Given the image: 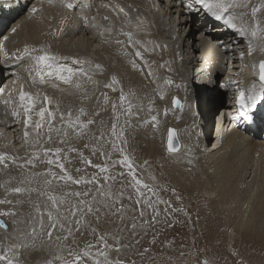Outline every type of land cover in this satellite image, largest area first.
I'll return each mask as SVG.
<instances>
[{
	"label": "bare ground",
	"instance_id": "6f19581e",
	"mask_svg": "<svg viewBox=\"0 0 264 264\" xmlns=\"http://www.w3.org/2000/svg\"><path fill=\"white\" fill-rule=\"evenodd\" d=\"M89 2L93 7L91 13L96 15L93 26L86 25L83 21L70 25L74 20L69 16L72 17L75 11L64 10L61 0H16L13 3L4 1L6 11L9 12L5 19L10 21L0 34V44L3 45L0 48V74L4 80L0 83V88L3 89L0 97L5 96L7 100L18 99L21 86L24 90L33 92L39 88L42 93L52 98L50 107L53 111L67 114L73 109V114L79 103L86 98L83 97L86 87L95 77L105 73L99 77L100 81L118 72V65L123 64L118 58L127 48V39H124L125 46L117 45L115 41L125 37L120 34L121 29L133 32L134 39L140 41L139 46L152 51H165L163 61L167 60L166 68H169L170 72L164 74L171 78L175 85L171 97L174 95L182 100L183 108L175 114V122L172 123L170 119L165 125V128L170 125L176 130L179 150L169 152L163 145L164 152L155 150V155L170 178L185 187L188 196H208L212 203L230 206L233 217L229 212L228 221L237 228L238 233L233 229L229 230V242L233 243L236 236L243 235L245 247L246 244L254 245V238L263 244L264 137L254 133L252 135L242 126L236 128V119L242 122L250 117L240 114L237 97L239 89L243 88L250 94L253 82H259L258 70L253 65H258L260 60H264V53L258 49L249 55L248 36L240 35L238 29L230 28L224 21L215 20L207 10H202L201 6L192 3V0H187V3L184 0ZM189 4H192L191 8L188 7ZM108 5H116L119 10L127 8L132 21L121 23L108 9ZM129 6H137L136 11L133 12ZM0 7L3 8V5ZM34 7L38 9L35 13L32 12ZM120 13L122 19L127 20L124 10ZM249 19L250 17L244 18L245 21ZM13 28L16 29L15 32L12 31ZM254 42L260 43L255 40ZM25 45L44 46L61 57L59 64L73 69L76 73L73 84L49 79L45 85H33L26 71L31 60L16 59V55H19L17 50L22 52ZM97 64L102 66V70L94 68ZM84 73L92 79L89 80ZM77 82L81 84L79 89L75 87ZM175 83L180 87L177 88ZM93 88L88 86L92 93ZM72 100L75 104H72ZM220 111L224 117L221 133L212 136L210 132L213 114ZM12 113V104L9 107L0 106V126H13L7 129L6 141L18 159L14 166L8 164L7 168L0 171V185H3L0 186V199L12 201L11 204H0V212L14 213L0 216V220L12 224L9 230L0 228V243L5 246L22 243L26 245L19 253L22 264H43L49 256L40 249V236L44 231L39 223L40 213L37 212V215L31 218L32 215L25 214V207L29 204L36 214V208H40V204L34 197L35 200L31 198V195L33 192L46 190L45 177L37 176L31 184L24 185L40 189L38 191L27 194L6 191V188L20 186L18 182L29 172H44L43 168L34 170L32 166L25 165V160L30 158V154L39 146L32 143L35 133L31 129L29 137L25 138L23 114L17 117ZM250 113L253 114L254 110H250ZM33 119L37 117L34 116ZM53 125L55 128L62 126L59 115ZM64 127L68 133L73 129L69 127L68 131L66 121ZM40 132L43 136L47 129H41ZM56 134L52 133V142L44 144V147L60 145L58 141L65 137L61 134L58 135L61 139L56 140ZM210 139L215 141L210 143ZM37 164H40V161H36L35 165ZM9 178L12 179L4 185L3 182ZM40 211L43 213L41 209Z\"/></svg>",
	"mask_w": 264,
	"mask_h": 264
},
{
	"label": "rangeland",
	"instance_id": "374dc122",
	"mask_svg": "<svg viewBox=\"0 0 264 264\" xmlns=\"http://www.w3.org/2000/svg\"><path fill=\"white\" fill-rule=\"evenodd\" d=\"M260 2L261 0H255L251 1V4L254 6ZM137 47L143 48H140L141 51L143 50L142 54L145 55L143 60L134 57V49L127 46L124 54L118 58L123 63L118 65V72L100 81H98L99 77L105 73L95 77L88 85L89 88L94 87V94L88 90V86L86 87L83 97L87 99L79 103L73 116L79 113L80 108L85 107L86 115L82 116L81 120L86 121L91 118L94 123L79 136L76 135L75 129L69 131L68 127L70 133L62 138L64 142L60 143L61 138L56 134L55 139L59 140L60 145L50 146L64 149L61 162L76 179L80 177L91 179L93 176L103 177L104 175L113 177L107 181L100 179V184L114 194L105 203L110 204L111 199H115L117 194L123 192V197L119 198L114 206L105 207L104 204H94L93 207H98L99 212L87 213L85 211L82 217L80 213H77L76 217L71 215V209L77 205L79 198L68 195L66 202L60 205L59 215L67 217V220L62 219L61 222L66 228L71 227L73 232L67 241L62 239L59 243L74 249H83L88 244H97L100 234H107L108 244L115 246L109 249V258L120 259L124 261V264H203L205 260L208 264H264V243H258V241L261 242L260 240L256 241L254 238V245L246 244L247 247L243 245V235L236 236L233 243L228 241L227 232L229 230L233 229L238 233L237 228L232 226L231 221H228L230 206L224 207L219 203H212L208 196L198 197L195 194L188 196L185 187L170 178L162 162L155 155L156 151L160 152L168 148L167 131L172 126L165 128V125L170 119L172 123L175 122V117L180 110L176 109L173 101L178 97L174 95L171 97L172 90L175 91L174 83L169 85L164 82L171 79L164 74L170 72V69L166 68L167 60L163 61L165 51L157 49L152 51L139 44ZM132 58L139 67L132 66ZM118 59L115 62L116 66ZM113 76L117 78L118 83L111 88L106 87L107 84L112 83ZM176 86L180 87L177 84ZM121 90L126 97L124 102L119 99L122 94ZM129 101L133 104L131 114L126 112ZM72 104H75L73 100ZM114 104L116 105L115 111H113ZM153 115L157 116L158 122L151 121ZM117 116H119L118 120ZM113 123L117 124L118 132L121 128L123 129L122 140L126 141V143L121 141L116 143L123 146L132 159L138 178L153 188V192H148L141 186L140 191L145 193L144 197H140L137 193L128 169L118 163L122 159V154L114 150L110 143L113 139L111 136ZM101 133H103V138L98 139ZM176 136H178L177 133ZM71 148H76L77 151L72 152ZM93 149L96 151L94 152ZM80 153H83V156ZM85 157L91 160V164L87 163ZM42 159L44 162L40 161L38 166L33 167L34 170L43 168L45 171L50 167L46 163L47 158ZM96 164L102 166L107 164L108 173H101L98 168L92 166ZM51 167L60 173L57 166ZM96 188L95 183L77 185L71 181H53L52 186L47 190L63 195L86 191L94 193ZM43 192L45 190L33 192L31 198L34 197L36 200L33 199L39 202L40 209L44 213V231L42 230L40 236V249L47 252L48 258L51 259L58 254L66 255V249L58 253L57 241L54 237L63 238L67 233L57 229L53 231V239H49L47 232L50 222L46 213L51 202L47 199V195L41 194ZM100 199L101 197L97 195V200ZM137 199L144 202L138 204ZM149 200L152 206H149ZM121 204L123 205L122 212H116V208H119ZM28 207L29 204L25 207V214L32 215L31 218H34L37 211L35 214L34 208ZM141 211L144 213L143 216L140 215ZM154 216L155 219H153ZM75 219H81L79 231L76 230ZM3 221L6 223L5 220ZM133 223L136 224L134 229ZM6 224L12 227L10 222ZM93 228L96 232H93ZM117 247L119 251L116 250ZM55 263L58 264V262ZM43 264L46 263L43 262ZM87 264H92L91 259H88Z\"/></svg>",
	"mask_w": 264,
	"mask_h": 264
},
{
	"label": "snow or ice",
	"instance_id": "6c2138e0",
	"mask_svg": "<svg viewBox=\"0 0 264 264\" xmlns=\"http://www.w3.org/2000/svg\"><path fill=\"white\" fill-rule=\"evenodd\" d=\"M192 3L201 6L202 10H207V13L210 14L217 21H224L226 25H228L232 29H238L240 35L248 36V54L251 55L256 52L258 49L261 53H264V0H261L260 3L256 5L251 4V0H192ZM69 8H73L74 5L69 3L66 5ZM192 4H189L188 7L191 8ZM131 7V6H129ZM239 10V11H238ZM37 8H33L32 12H37ZM120 11H123L121 9ZM127 15V13H125ZM245 17H250L248 21H245ZM85 21L88 20V17H84ZM93 20L95 17L92 18ZM108 19V17H105ZM13 32L16 31L15 28L12 29ZM120 34L127 38V46H130L134 49V57H138L143 60V54L141 50L137 47L140 44V41L134 39V34L131 31H123L121 29ZM255 41H260V43H256ZM117 45L125 46V41L117 39L115 41ZM3 45L0 44V48ZM19 55H16L17 60L21 59H29L31 63L27 67L26 71L28 76L31 79L33 85H45L48 83L49 79H58L65 84H73L74 73L73 69L66 68L58 63L61 57L53 54L47 47L40 46L34 47L30 45H25L23 51L21 52L19 49L17 50ZM7 55V53H5ZM127 55V53H125ZM244 53H241V57H243ZM79 63V61H77ZM132 66L139 67L135 60L132 61ZM255 69L258 70V83L253 82L250 89V94L246 93V90L241 88L239 89V94L237 97V102L240 105L241 114H247L249 108H256L258 101L264 100V60H260L258 65H253ZM96 70H102V66L97 64L94 65ZM151 71H149V75H151ZM87 76V73H84ZM89 80L92 79L91 76H87ZM118 83L117 78L115 76L112 77V83L107 84L106 87H113L114 84ZM165 83L172 84L173 81L166 80ZM236 83V82H233ZM75 87L77 89L81 88L80 83H75ZM3 92V89L0 88V93ZM122 92V90H121ZM121 102L126 100L125 95L122 94L119 97ZM175 104L179 105V98H175L173 101ZM5 104L11 103L13 106V115L14 116H24L25 123V133L24 136L27 139L30 135L29 129L35 133V139L32 141L34 145H38L39 147L30 154V158L25 160V165L35 166L36 161L44 162L42 158H47L46 163L50 166L44 172H29L27 176H24L18 183L20 186L6 188V191L11 193H31L33 191H38L36 188L25 187L26 184H31L32 180L37 176H44V185L46 186L45 192L41 193L42 195H47V199L51 202L49 210H47V217L49 220L48 232L47 235L50 240L53 239V231L54 230H64L67 234L62 238L60 236H55L54 239L57 241L56 247L58 253L63 252L65 249L66 255L58 254L54 256L52 259H49L46 264H54V262H58V264H87L88 259H91L92 264H124V261L120 259H110L109 258V249L115 247L114 245H109L107 242V234H100L98 237L97 244H88L83 249H74L68 247L67 245H62L59 243L62 239L67 241L70 236H72L73 229L71 227L66 228L65 224L61 222L62 219L67 220V217H61L59 215V208L61 203L66 202V197L68 195L75 196L78 199V203L71 209V215L73 217L77 216V213L83 216V213L86 211L87 213L99 212V208H94V204H104L105 207L114 206L119 198L123 197V192L121 191L117 194L115 199H111V203H105L108 198L113 197V193L105 188L104 185L100 184V179H104L105 181L113 179V177L109 175H104L103 177L93 176L91 179H86L84 177H80L78 179L74 178L68 170L65 168V164L61 162L62 153L64 149L61 147H44V144H48L52 142L53 136L52 133L56 132L57 135H61L63 137H67L68 132L65 130V121L66 126L73 128L76 130V135H82L83 131L88 128L89 125L93 124L94 121L89 118L86 121L81 120L82 116L86 115L85 109L80 108L79 113L73 117L71 111L67 114L63 112L57 113V111H53L50 107L53 101L52 98L47 94L42 93L39 88L33 91L24 90L23 86H21L18 92V99H10L5 100ZM133 108V104L129 101L127 105L126 112L131 114ZM58 109V105H57ZM116 110V105H113V111ZM167 110L165 109V114ZM57 115H59V119L61 121V127L55 128L53 125V121L57 119ZM37 117V119H33V117ZM119 116H117V120ZM151 121L158 122V118L156 115L151 117ZM47 129V132L42 136L40 130ZM124 133L121 128L120 131H117V124L113 123L112 125V140L110 141L111 146L114 150L119 151L122 154V159L118 161V163L122 166H125L128 169L129 174L132 177V182L136 187V191L140 197H144L145 193L140 191L141 186L146 189L148 192H153V188L145 183L142 179L138 178L136 169L133 166V161L130 156L126 153L123 146L118 145L116 142L121 141L122 143H126V141L122 140ZM176 137V130L169 129L168 137H167V147L169 152H177L179 150L178 145L174 143ZM103 138V133H101L100 138ZM64 140L61 139L60 143H63ZM87 147V145H86ZM72 152H76V148L70 149ZM95 152L96 149H93ZM102 155H106L105 153H101ZM83 156V153H80ZM54 157V158H53ZM88 164H91V160H88L87 157L84 158ZM17 157L9 155L4 152H0V171H3L8 167V163L16 164ZM147 164V161H145ZM57 166L60 170V173L53 170L51 166ZM95 168H98L101 173H108L109 168L108 165H92ZM20 167H24V165H20ZM79 171V169L77 170ZM123 175V174H121ZM9 180L3 182L4 185H7ZM53 181H71L77 185L79 184H92L95 183L97 188L94 193L86 192H75L71 194H63L57 195L53 191H48L53 184ZM3 186V185H0ZM97 195L101 197L100 200H97ZM91 198L89 199V197ZM144 201L137 199L136 203H143ZM11 204V200L0 199V204ZM149 206L151 205L150 200L148 201ZM123 205L121 204L119 208H116V212H122ZM36 211L40 213V227L41 230L44 229V213H41L39 206H37ZM14 213L10 212H0V216L3 215H12ZM143 211L140 212V215L143 216ZM123 218V217H121ZM99 219V217H97ZM155 219V216L153 217ZM81 224V219H75L76 230L79 231V225ZM133 229L136 227V224L133 223ZM0 228H7V224L0 220ZM93 232H96V229H92ZM35 233V229H33V234ZM26 247L24 244H14L5 246L3 243H0V249H4L3 252H0V261L6 262V264H22L20 259V250ZM95 249V251H93ZM119 251V248H116ZM203 264H208L205 260Z\"/></svg>",
	"mask_w": 264,
	"mask_h": 264
},
{
	"label": "water",
	"instance_id": "95a60500",
	"mask_svg": "<svg viewBox=\"0 0 264 264\" xmlns=\"http://www.w3.org/2000/svg\"><path fill=\"white\" fill-rule=\"evenodd\" d=\"M179 101H180V103H179V105H177V104H174L175 105V107L177 108V109H179V110H182V108H183V106H182V100L179 98ZM170 129H174V128H170ZM174 143L175 144H178V147H179V142H178V140H177V137H175V141H174Z\"/></svg>",
	"mask_w": 264,
	"mask_h": 264
}]
</instances>
